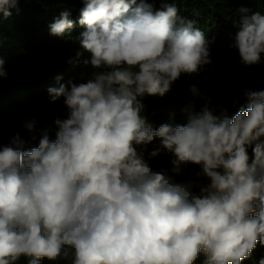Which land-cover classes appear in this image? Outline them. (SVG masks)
Wrapping results in <instances>:
<instances>
[{
  "label": "clouds",
  "instance_id": "clouds-1",
  "mask_svg": "<svg viewBox=\"0 0 264 264\" xmlns=\"http://www.w3.org/2000/svg\"><path fill=\"white\" fill-rule=\"evenodd\" d=\"M22 2L32 0H0V23ZM81 3L78 20L64 10L50 34L63 37L78 24L83 30L73 39L97 71L78 83H62L59 73L61 84L48 90L68 109L55 120L54 140L44 132L29 148L17 133L0 144V264L251 259L264 248V90L246 88L234 114L210 103L197 110L190 100L181 109L185 123L154 127L143 98L164 97L182 74L211 63L205 32L179 15L177 0H160L159 9L149 0ZM237 13L230 47L241 64L259 65L264 15L247 7ZM5 65L0 54V79ZM190 92L200 95L195 85ZM35 124L24 127L31 133ZM145 152L149 159L169 154L172 167L153 170ZM188 165L198 166L197 179L177 181Z\"/></svg>",
  "mask_w": 264,
  "mask_h": 264
},
{
  "label": "trees",
  "instance_id": "trees-1",
  "mask_svg": "<svg viewBox=\"0 0 264 264\" xmlns=\"http://www.w3.org/2000/svg\"><path fill=\"white\" fill-rule=\"evenodd\" d=\"M149 2L160 8V0ZM177 6L181 17L195 21V26L205 32L210 41L211 63L198 74H182L164 97L145 95L142 101L146 106L145 115L154 127L170 122L185 123L181 109L190 100L195 101L197 110L210 103L212 107H227L234 114L237 109L232 107L233 101L243 104L246 88L264 90V59L259 65L245 66L240 62L238 51L230 47L231 37L237 30L234 26L239 19L237 10L247 7L264 15V0H177ZM82 7L81 0H32L20 3L19 12L13 10L11 17L0 23L3 34L0 54L6 58L7 71V77L0 79V144H8L17 133L29 148L38 146L44 132L54 140L58 131L55 120L66 119L68 109L63 98L51 102L48 90L61 84L59 73L64 75L62 83L68 80L78 83L97 71L90 63H85L90 60V54L73 39L83 30L78 24L63 37L50 34L49 25L62 11L70 10L71 18L77 21ZM78 51L82 52L80 57L76 56ZM53 73H57L54 81ZM192 85L198 88L199 96L193 97ZM30 120L36 121L35 131L31 133L24 127ZM158 144L159 141L154 140L147 146V152ZM147 152L145 158L153 170L172 167L169 154L162 152L149 159ZM198 171V166L188 165L175 179L195 180ZM262 255L264 248L257 247L252 258L243 264H255ZM17 264H27V260L22 257ZM42 264L67 262L44 260Z\"/></svg>",
  "mask_w": 264,
  "mask_h": 264
}]
</instances>
